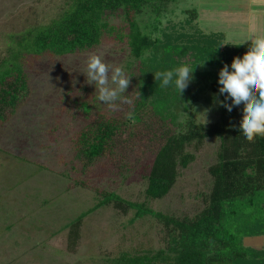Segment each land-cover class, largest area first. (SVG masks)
<instances>
[{
  "label": "rangeland",
  "instance_id": "374dc122",
  "mask_svg": "<svg viewBox=\"0 0 264 264\" xmlns=\"http://www.w3.org/2000/svg\"><path fill=\"white\" fill-rule=\"evenodd\" d=\"M71 1L0 0V64L9 58L15 41L58 19ZM193 9L197 16L186 24L190 17L186 11ZM141 22L154 37L201 30L222 33L227 43L238 45L249 37L264 36V0H176L158 23L147 13ZM93 53H102L110 65L123 66L131 77L124 95H132V77L138 75L141 63L130 56L126 44L107 40L91 53L21 60L29 74L31 99L0 126V264H115L123 254L166 249L170 238L162 222L151 216L136 217L135 210L124 213L113 204L84 218L78 244L71 247L69 224L98 204L105 193L178 219H192L205 207L213 185L209 169L218 161L219 139L189 148L194 162L180 169L175 186L162 200L145 195L160 146L153 131L159 127L147 122L119 136L112 152L80 171L72 145L80 123L73 113L79 91L87 89L97 101V110L116 114L127 106L121 101L118 110H110L97 99L95 85L86 82L82 72ZM219 71L204 64L193 70L180 95V125L190 114L199 123L218 120L221 106L216 101L221 94L212 86L218 82ZM244 244L264 250V237L246 238Z\"/></svg>",
  "mask_w": 264,
  "mask_h": 264
},
{
  "label": "trees",
  "instance_id": "16d2710c",
  "mask_svg": "<svg viewBox=\"0 0 264 264\" xmlns=\"http://www.w3.org/2000/svg\"><path fill=\"white\" fill-rule=\"evenodd\" d=\"M173 2L176 0H72L58 19L15 41L9 58L0 64V126L31 99L29 74L21 63L26 56L81 55L93 52L107 40L126 44L130 56L141 64L138 75L132 77L133 94L128 95L131 103L125 110L116 114L97 110V101L86 88L73 103L80 123L72 145L80 171H87L112 152L119 136L147 122L160 129L153 130L160 146L148 177L147 199L162 200L169 195L180 169H187L195 160L189 152L191 146L219 139L218 161L209 169L212 189L204 209L192 219L167 216L145 204L105 193L98 204L69 224L71 247L78 244L84 218L113 204L124 213L135 210L136 217L151 216L162 222L170 238L166 249L123 254L115 264H264V250L244 244L246 238L264 237V137L248 142L239 131L243 104L231 112L221 106L214 123H199L190 114L180 125L179 91L172 85L161 87L155 78L156 72L186 62L194 69L203 62L220 69L228 64L230 69L233 58L242 57L250 45L228 44L224 34L201 30L192 35L163 33L161 37L146 32L148 26L142 25V16L149 14L156 24ZM186 14L190 15L186 24H191L197 11L187 10ZM218 86L214 82L212 89L218 91ZM117 103L122 106L121 101ZM227 103L231 104V99Z\"/></svg>",
  "mask_w": 264,
  "mask_h": 264
},
{
  "label": "clouds",
  "instance_id": "9594fccd",
  "mask_svg": "<svg viewBox=\"0 0 264 264\" xmlns=\"http://www.w3.org/2000/svg\"><path fill=\"white\" fill-rule=\"evenodd\" d=\"M247 41H251L248 51L242 57L233 58L231 70L228 64L220 69L219 94L224 95V100L216 102L229 112L234 106L244 105L239 131L248 142H255L257 137H264V36L249 37L241 44ZM85 63L82 73L88 84L95 85L99 101L112 111L119 109L117 101L131 103L124 95L131 77L126 75L123 66L106 63L102 53L91 54ZM193 70L188 65H181L172 70L156 72L155 78L161 82V87L172 85L182 95L193 78ZM229 99L231 104L227 103Z\"/></svg>",
  "mask_w": 264,
  "mask_h": 264
},
{
  "label": "crops",
  "instance_id": "0c3cea01",
  "mask_svg": "<svg viewBox=\"0 0 264 264\" xmlns=\"http://www.w3.org/2000/svg\"><path fill=\"white\" fill-rule=\"evenodd\" d=\"M226 43H227V41H226ZM228 44H230V43H228ZM238 45H240V44H238ZM242 45V44H241Z\"/></svg>",
  "mask_w": 264,
  "mask_h": 264
}]
</instances>
